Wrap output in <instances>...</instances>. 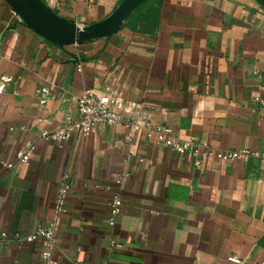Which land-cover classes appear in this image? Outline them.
<instances>
[{"label": "crops", "instance_id": "1", "mask_svg": "<svg viewBox=\"0 0 264 264\" xmlns=\"http://www.w3.org/2000/svg\"><path fill=\"white\" fill-rule=\"evenodd\" d=\"M41 1L84 27L122 0ZM137 8L110 36L59 46L0 0V231L10 235L0 264H44L40 240L11 236L52 218L64 176L57 264H264L259 162L202 157L197 168L145 135L165 126L199 150H264V105L255 100L264 101V8L255 0H147ZM85 91L145 128L98 126L87 138L73 131L62 146L40 139L77 118ZM31 145L29 160L17 162ZM114 195L123 205L109 225Z\"/></svg>", "mask_w": 264, "mask_h": 264}, {"label": "built area", "instance_id": "2", "mask_svg": "<svg viewBox=\"0 0 264 264\" xmlns=\"http://www.w3.org/2000/svg\"><path fill=\"white\" fill-rule=\"evenodd\" d=\"M58 1L59 0H45L46 4L49 6L55 5ZM13 16L18 23H23L22 18L16 12H13ZM16 41L17 35L15 34L11 38L9 49L13 47ZM79 68L80 66H78V69ZM255 100L259 104L264 105V101L259 98H255ZM115 125H126L131 127L133 131L145 128L144 123L130 120L128 117L111 109L103 99L93 95L90 91H85L77 99V118L75 120L67 119L61 127L55 130L42 131L39 138L42 140H52L62 146L69 140L73 131L80 137L87 138L98 126L110 127ZM145 135L149 140L153 141L158 148L169 149L177 155H187L188 157H191L193 159V164L197 168L201 167L200 158L215 157L224 162H245L249 159H255L264 169V150L239 149L230 151H215L210 148L199 150L198 148L191 147L192 143L190 141H179L176 139L172 134V130L165 126H157L151 129L145 128ZM34 150V145L29 146L25 150H19L15 155V160L19 163H26ZM6 167L8 169H12L14 164L8 163L6 164ZM66 178L67 176H64L59 184L52 218L30 234L21 235L19 233H15L11 236L19 244H28L40 240L42 245L40 257L44 264H57L52 259L51 253L55 246L56 236L61 226L62 216L65 212L69 192V186L65 183ZM122 205V200L118 195L111 197L109 203V225L114 224L115 217L122 211ZM9 236L10 235L7 232L0 231V242L5 241L9 238ZM70 264L84 263L73 261Z\"/></svg>", "mask_w": 264, "mask_h": 264}, {"label": "water", "instance_id": "3", "mask_svg": "<svg viewBox=\"0 0 264 264\" xmlns=\"http://www.w3.org/2000/svg\"><path fill=\"white\" fill-rule=\"evenodd\" d=\"M4 1L22 18L28 28L63 46L79 45L116 33L131 13L147 0H122L106 19L84 27L53 15L41 0ZM255 1L264 8V0Z\"/></svg>", "mask_w": 264, "mask_h": 264}, {"label": "trees", "instance_id": "4", "mask_svg": "<svg viewBox=\"0 0 264 264\" xmlns=\"http://www.w3.org/2000/svg\"><path fill=\"white\" fill-rule=\"evenodd\" d=\"M138 9V8H137ZM137 12V10L134 12V13H136Z\"/></svg>", "mask_w": 264, "mask_h": 264}]
</instances>
